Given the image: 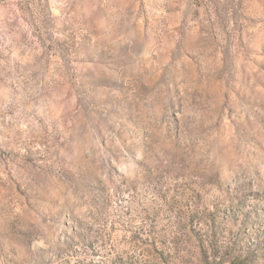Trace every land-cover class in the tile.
I'll use <instances>...</instances> for the list:
<instances>
[{
  "label": "rangeland",
  "instance_id": "1",
  "mask_svg": "<svg viewBox=\"0 0 264 264\" xmlns=\"http://www.w3.org/2000/svg\"><path fill=\"white\" fill-rule=\"evenodd\" d=\"M0 264H264V0H0Z\"/></svg>",
  "mask_w": 264,
  "mask_h": 264
}]
</instances>
